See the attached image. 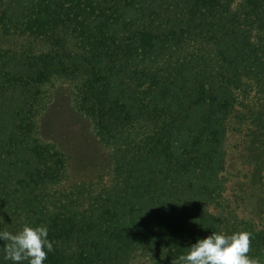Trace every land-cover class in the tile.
I'll return each instance as SVG.
<instances>
[{"label": "trees", "instance_id": "obj_1", "mask_svg": "<svg viewBox=\"0 0 264 264\" xmlns=\"http://www.w3.org/2000/svg\"><path fill=\"white\" fill-rule=\"evenodd\" d=\"M56 81L108 152L105 177L75 178L42 139ZM263 102L264 0H0V231L46 226L44 264H172L247 231L264 264V228L226 181L240 108L263 123Z\"/></svg>", "mask_w": 264, "mask_h": 264}, {"label": "rangeland", "instance_id": "obj_2", "mask_svg": "<svg viewBox=\"0 0 264 264\" xmlns=\"http://www.w3.org/2000/svg\"><path fill=\"white\" fill-rule=\"evenodd\" d=\"M47 88L42 139L56 143L67 153L68 168L75 178L95 181L105 177L111 169L108 152L98 142L90 121L74 105L70 84L56 81ZM260 110L258 105L251 103L250 107H241V113L238 112L243 129L229 135L238 144L228 151L226 181L228 194L231 197L235 194L238 214L264 228V121L257 123L242 118L244 112ZM231 199L235 201L234 197Z\"/></svg>", "mask_w": 264, "mask_h": 264}, {"label": "clouds", "instance_id": "obj_3", "mask_svg": "<svg viewBox=\"0 0 264 264\" xmlns=\"http://www.w3.org/2000/svg\"><path fill=\"white\" fill-rule=\"evenodd\" d=\"M46 226L32 227L27 224L16 234L0 231L4 245L5 259L12 264H44L48 254L54 252L53 242L48 239ZM253 234L240 231L231 235L214 232L198 240L186 254L180 255L172 264H261L249 256Z\"/></svg>", "mask_w": 264, "mask_h": 264}]
</instances>
